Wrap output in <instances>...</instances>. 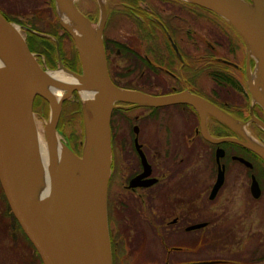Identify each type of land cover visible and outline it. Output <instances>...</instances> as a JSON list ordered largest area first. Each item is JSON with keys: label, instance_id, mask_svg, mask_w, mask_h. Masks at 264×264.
Returning <instances> with one entry per match:
<instances>
[{"label": "flooded vegetation", "instance_id": "flooded-vegetation-1", "mask_svg": "<svg viewBox=\"0 0 264 264\" xmlns=\"http://www.w3.org/2000/svg\"><path fill=\"white\" fill-rule=\"evenodd\" d=\"M115 5L125 22L107 34L108 16L102 33L111 83L151 96H199L230 116L232 123L228 125L211 114H206L202 123L197 109L188 102L162 106L114 103L107 190L112 264H253L252 251L228 249V244L240 245V239L224 243L220 252L213 251L212 245L220 243L219 237L227 238L231 230L235 234L244 224L245 213L260 201L264 164L260 156L236 142H209L202 129L213 138L243 139L241 129L247 124L264 142L262 128L252 120L264 122V111L256 103L251 105L250 90L247 92L240 82L241 78L248 84L254 60L238 53L239 44L237 50L234 48L226 20L188 0H117ZM210 12L221 19L220 23L207 14ZM202 32L206 35L203 38L198 36ZM219 38H224L226 45ZM244 59L249 63L247 72L238 63ZM65 62L74 72H81L79 57L74 65L69 58ZM202 74L207 79L200 90L197 80ZM217 147L223 154L219 163ZM204 148L209 171L198 183V149ZM222 166L223 181L215 190ZM230 166L245 170L233 172L238 187H230ZM253 176L260 187L258 197L251 192ZM4 197L0 184V211L6 209ZM10 211L9 224L4 225L0 218V235L3 241L5 230L20 236L28 250L22 248L15 257L18 264H24L21 253L32 258L34 251ZM197 224L201 226L195 227ZM198 243L211 249L205 258H197Z\"/></svg>", "mask_w": 264, "mask_h": 264}, {"label": "water", "instance_id": "water-1", "mask_svg": "<svg viewBox=\"0 0 264 264\" xmlns=\"http://www.w3.org/2000/svg\"><path fill=\"white\" fill-rule=\"evenodd\" d=\"M54 1L60 25L73 40L81 65L80 73L64 66L56 42L57 70L63 69L71 77L69 88L58 103L48 93L37 91L38 83L45 78L46 73L56 70L45 68L38 61V55L29 50L25 37L20 32V25L7 20L0 13V55L5 60L0 65V184L11 212L40 256L42 264H112L106 200L111 164L110 115L114 103L122 101L162 106L188 102L195 106L202 123L206 114H211L228 125H231L232 118L199 96H151L113 85L108 76L102 45L106 10L103 8L100 24L95 29V21L81 13L74 4L76 12L95 30L93 47L101 49L104 58V68L98 71L92 56L81 48L80 38L85 36L86 31L82 27L74 28L64 24L58 14L57 0ZM188 1L211 10L226 20L239 33L244 43L249 48L252 45L264 60V0ZM66 5L74 13L70 4ZM22 27L26 31H32L28 27ZM248 57L250 58L249 55ZM86 86L94 89L93 99L82 95L81 90L86 89ZM249 90L253 97L250 82ZM73 92L78 93L81 104V153L77 154L69 146L67 138H64L57 163L52 169L48 193L33 198L28 194L26 177L32 175L34 181L39 174V170L31 165L36 127L34 99L36 96L41 97L47 102L48 109L53 111L51 123L44 130L45 138L52 143L56 135H62L58 131L62 103ZM112 97L117 98L113 101ZM255 103L264 111V100L261 97L251 105ZM49 118L50 112L47 120ZM252 120L264 132V122L257 118ZM202 133L211 143L236 142L264 160V142L260 139L250 140L251 137L243 129L240 133L243 139L213 138L203 129ZM222 155V149L217 147V163ZM234 158L250 165L242 157ZM223 177L222 166L218 169L215 190L221 185ZM251 192L254 197L260 195V187L254 176ZM200 226L201 224H197L195 227Z\"/></svg>", "mask_w": 264, "mask_h": 264}, {"label": "rangeland", "instance_id": "rangeland-1", "mask_svg": "<svg viewBox=\"0 0 264 264\" xmlns=\"http://www.w3.org/2000/svg\"><path fill=\"white\" fill-rule=\"evenodd\" d=\"M43 2H45V0H5L3 1L2 7L5 8L7 11L17 9L18 12H25L19 15L18 17L19 19L26 21V19H30V17L32 16L31 14L28 13L30 11H26L27 8H30V10L40 9V11L43 10L45 13H48L47 11L48 8L47 6H45ZM116 2L117 0H104L103 5H102L100 0H74L75 7L76 8L78 7L81 13H83L84 15L88 14L91 17V20L95 21L96 23L95 29H97L98 25L100 24V20L102 17L101 14L103 13V10L104 9L106 10L107 18L109 16L107 24L105 23L106 24L105 32L107 34L113 33L115 28L123 24V21H122L123 17L119 13H117V11L115 10V9H118L117 6L115 5ZM207 14H209L212 18H214L217 22L220 23L221 19L217 15H214L211 12ZM14 15H16V13H14ZM22 26L24 25H20L19 27L20 32L22 33L24 37H26L27 31L23 29ZM25 27L29 28V25H26ZM228 27H230V29L228 28L230 32L228 31L227 32L229 33L228 35L232 37V41L234 42V48H236L237 50V45L239 44L238 47L240 46V49L238 53H240L242 56L249 55L254 60V68H255L256 59H255V56L251 54L249 46L244 43L239 33L234 29L233 26L228 24ZM61 33H62V30L59 29L57 31V34H61ZM204 35H205V32L198 34V36L201 38H203ZM218 41H221V43L226 45V41H224V38L223 39L219 38ZM71 43L72 42L66 38L63 41V45L60 44L59 50L64 55L65 59L68 58V54H69L68 51H69ZM56 52H57V49H56ZM39 58H40L39 62L43 63L45 68H48L47 64L45 63L44 57L39 56ZM238 63L241 66L244 65L245 72H247L249 63L245 59ZM57 64H58V55H57ZM58 68L56 66L53 69L57 70ZM206 79H207L206 75L204 74L200 75V78L197 80L198 88H200L203 85ZM240 82L243 83L244 88L246 89L247 92H249V88H248L249 82L247 84L245 83V81L243 82L241 78H240ZM204 86L201 87L200 90L204 89ZM249 93L251 95L250 102H252L253 97H252L251 92ZM66 100H70L71 102L65 103L62 107L61 115H60V119L58 123L61 125L60 128L58 127V131H60L62 135L58 134V136L61 142L63 143L65 142L64 138H67L69 146L71 148H74L76 151L78 150L81 153L83 145L80 144L78 146L77 143H78V140L79 142L83 140L82 119H81L80 114H76V113L72 114V111L75 109L73 102L75 100L77 104V101L80 102V98L79 96L77 97L76 95H72ZM33 107H34L35 117L38 118V120H42L43 122H45L49 117L50 109H48L46 113V111L44 110L45 104H42V103L40 104V101L37 99H34ZM242 128L244 132H247V134L250 137H252V139H254V141L259 139L257 138V136L254 135L253 132L249 130L250 126H248L247 124H243ZM77 130L78 132H80L79 135L77 134ZM240 170L243 171L244 169H237L236 167L230 166V171H231L230 183H233L232 185H230V187H238L236 185V182H237L236 179H233L234 178L233 172H238ZM208 171H209V164L207 162L206 149L205 148L198 149V155H197L198 183H201L204 181V179L207 176ZM263 184H264V181H263ZM106 206H107V200H106ZM252 206L253 208L250 211H247L246 213L244 212L245 215L243 217L244 219L243 226L241 225V227L233 235L230 233L232 230L229 231L227 233V238L224 237L222 238V240H220V237H219V241L221 245L220 243L212 245L213 251L215 252L222 251V246H225L224 243H231L232 241H235V239H232V238H237V239H240L241 244L240 245L236 243L235 245L228 244V246L230 247L228 249H230L231 251L232 250L233 251L243 250L242 252L252 251L255 257L253 264H264V192H263V195L260 201L254 202ZM230 210H233V209L231 208ZM227 214L230 215V212H227ZM0 218H2V223L4 225L9 224L8 223L9 214L7 213L6 209H3V211L1 209ZM12 232L5 230V240L4 241L2 240V236L0 235V264H18L15 256L18 255L19 250L21 251L22 248H25L26 250H28V248H26L27 246L26 247L24 246L25 243H23V240L20 238V236L18 234H15L14 231ZM197 247H198L197 248V252H198L197 258H205L207 256L206 251L211 250L209 247L206 248V244H203L202 246L201 243H198ZM231 248H234V249H231ZM21 258L26 260L28 258V255L25 252H22ZM198 264H203V263L200 262Z\"/></svg>", "mask_w": 264, "mask_h": 264}, {"label": "bare ground", "instance_id": "bare-ground-1", "mask_svg": "<svg viewBox=\"0 0 264 264\" xmlns=\"http://www.w3.org/2000/svg\"><path fill=\"white\" fill-rule=\"evenodd\" d=\"M104 0H100L103 4ZM67 3L70 4L74 13L70 12L67 7ZM57 10L60 19L68 27L74 26L82 27L86 33L85 36L80 38L81 48L92 56L94 65L98 71L104 68V58L101 49L97 50L93 47V40L95 30H92L89 26L88 21L81 17L75 10L74 0H57ZM89 34V37H87ZM90 41V43H87ZM252 55L256 57L255 70L249 74V82L253 87V102L261 97L264 100V60L257 54L253 46H250ZM4 57L0 55V65L4 64ZM71 80L70 75L61 69L56 71H48L45 78L38 83L37 91H43L48 93L56 103L59 102L60 98L63 96L64 92L69 88V81ZM82 95L85 98L93 99L94 89L88 88L81 90ZM113 94V93H112ZM116 92H114V95ZM117 97H112V100H116ZM130 99L134 97L129 96ZM53 115L52 109L50 110V118L43 122L35 117L36 127H35V138H34V153L31 165L39 170L37 178L33 181L32 175L26 177V188L28 194L33 198H39L46 195L49 191L50 177L52 174V169L57 163L59 157L61 140L58 135L55 136L52 143H50L44 134L45 126L51 123V118ZM253 140L252 137L249 138Z\"/></svg>", "mask_w": 264, "mask_h": 264}, {"label": "trees", "instance_id": "trees-1", "mask_svg": "<svg viewBox=\"0 0 264 264\" xmlns=\"http://www.w3.org/2000/svg\"><path fill=\"white\" fill-rule=\"evenodd\" d=\"M3 1H5V0H0V13L7 20H9L11 22H14V23L20 24V25H24V26L29 25V28L32 30V31L26 32L25 41H26V44H27L29 50L38 55V61H40L39 56H43L45 59V63L47 64L48 68H50V69L55 68L58 65L57 64L56 42L58 44V49H59L60 44L63 45L64 39L67 38L72 42L70 44V48L68 51L69 52L68 58H69L71 64H73L74 61L77 62L78 54H77V51L75 49L73 40L71 39L70 35L60 25V22L58 20L57 13L55 10V1L54 0H45V2H43L45 4V6H47V8H48L47 9L48 13H45L43 10L40 11V9L30 10V8H27L26 11H30L28 13L31 14L32 16L30 17V19H26V21H23V20L19 19V17H18L19 15H21L25 12H18L17 9L7 11L5 8L2 7ZM178 11H179V9H177L176 12H178ZM14 13H16V15H14ZM86 16L89 19H91V17L88 14H86ZM173 19L174 18H172L170 20H173ZM122 21L125 22V19H122ZM59 29L62 30L61 34H57V31ZM59 53H60L61 60L64 61V65L68 69L72 70L70 68V66H68V64H66V62H65L66 59L60 50H59ZM74 93L78 97L76 92H74ZM35 99L39 100L40 104L41 103L45 104L44 110L47 113V111H48L47 102L39 96H36ZM70 102H71L70 100H64L62 103V107L65 103H70ZM73 104L75 106V110H77L76 114H80V108H81L80 102L77 101V104H76V101L74 100ZM33 109H34V107H33ZM72 114H75V113H72ZM60 115H61V113H60ZM59 119H60V117H59ZM58 123H59V121H58ZM58 127L60 128L61 125L58 124ZM77 134L78 135L80 134V132H78V130H77ZM77 145L78 146L80 145L79 140H78ZM72 149L75 150L74 148H72ZM77 153L80 155V152L78 150H77ZM258 158L260 159V162H262L264 164V160L260 157H258ZM4 202H5L6 210L10 211V207H9L5 197H4ZM10 216H11L12 220H14L16 222L17 226H19L16 218L14 217V215L11 211H10ZM21 234H22V237L26 240L27 244L34 251V253L31 256L32 258H27L26 260H24V264H42L41 258L38 255V253L35 250L32 243L29 241V239L24 234V232H22Z\"/></svg>", "mask_w": 264, "mask_h": 264}]
</instances>
